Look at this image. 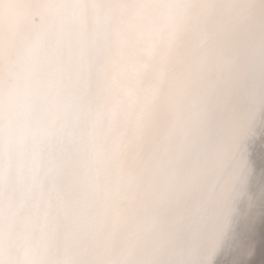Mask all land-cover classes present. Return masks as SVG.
Masks as SVG:
<instances>
[{
    "label": "bare ground",
    "instance_id": "6f19581e",
    "mask_svg": "<svg viewBox=\"0 0 264 264\" xmlns=\"http://www.w3.org/2000/svg\"><path fill=\"white\" fill-rule=\"evenodd\" d=\"M0 264H264V0H0Z\"/></svg>",
    "mask_w": 264,
    "mask_h": 264
}]
</instances>
